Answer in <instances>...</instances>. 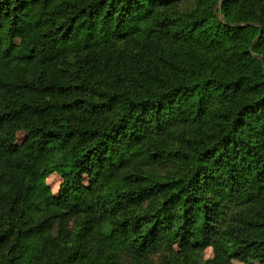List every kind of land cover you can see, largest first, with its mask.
<instances>
[{"label": "trees", "instance_id": "trees-1", "mask_svg": "<svg viewBox=\"0 0 264 264\" xmlns=\"http://www.w3.org/2000/svg\"><path fill=\"white\" fill-rule=\"evenodd\" d=\"M234 259L264 264V0H0V264Z\"/></svg>", "mask_w": 264, "mask_h": 264}, {"label": "rangeland", "instance_id": "rangeland-1", "mask_svg": "<svg viewBox=\"0 0 264 264\" xmlns=\"http://www.w3.org/2000/svg\"><path fill=\"white\" fill-rule=\"evenodd\" d=\"M25 136L23 132H20L18 134V143H21L24 140ZM46 184L49 186L52 196L58 198L61 193V184L62 179L58 174H52L49 177L46 178ZM81 225V224H80ZM75 226V221L73 220V225L70 224V228H73ZM205 259H211L213 257V250L212 248H208L205 250ZM234 264H259L257 261H251V262H241L238 260H233Z\"/></svg>", "mask_w": 264, "mask_h": 264}]
</instances>
